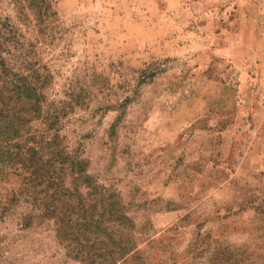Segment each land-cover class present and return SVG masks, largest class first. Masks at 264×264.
<instances>
[{"label":"rangeland","instance_id":"374dc122","mask_svg":"<svg viewBox=\"0 0 264 264\" xmlns=\"http://www.w3.org/2000/svg\"><path fill=\"white\" fill-rule=\"evenodd\" d=\"M1 60L42 115L17 104L0 134V264H86L60 201L25 191L29 133L59 136L62 192L116 199L152 262L203 264L206 239L264 264V0H0Z\"/></svg>","mask_w":264,"mask_h":264},{"label":"trees","instance_id":"16d2710c","mask_svg":"<svg viewBox=\"0 0 264 264\" xmlns=\"http://www.w3.org/2000/svg\"><path fill=\"white\" fill-rule=\"evenodd\" d=\"M9 91L7 96L5 92ZM17 104L23 106L27 115L23 122L29 123L42 115V91L29 79L28 75L18 78L11 77L9 66L5 60L0 63V134L15 128V116L18 114ZM20 117V116H19ZM33 142L26 148V158L23 160L25 177L22 184L27 195L34 198L50 210L56 209L60 201V217H64L62 234L69 237L72 244V256L86 264H158L163 262L158 258L152 262L149 248L152 243L142 247L132 231L122 222L117 213L120 211L116 199L109 214L103 204L104 198L98 191L94 192L90 204L82 201L78 205L72 203V191L66 187L63 180L72 174V154L70 155L62 145L57 134L51 138L36 136L29 133ZM43 187V192L41 188ZM33 188V189H31ZM72 235V236H71ZM199 238H196V241ZM195 241V242H196ZM200 255L206 257L203 264H234L233 257L228 251L220 248H210V240ZM197 254V255H196ZM195 258L198 257V253ZM155 256V255H154ZM171 258V257H170ZM168 261V260H167ZM161 262V264H162ZM167 264H181L178 261Z\"/></svg>","mask_w":264,"mask_h":264}]
</instances>
